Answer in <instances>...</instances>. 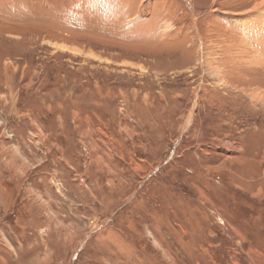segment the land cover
I'll return each instance as SVG.
<instances>
[{"label": "rangeland", "instance_id": "1", "mask_svg": "<svg viewBox=\"0 0 264 264\" xmlns=\"http://www.w3.org/2000/svg\"><path fill=\"white\" fill-rule=\"evenodd\" d=\"M258 4L0 0V264H264Z\"/></svg>", "mask_w": 264, "mask_h": 264}, {"label": "bare ground", "instance_id": "2", "mask_svg": "<svg viewBox=\"0 0 264 264\" xmlns=\"http://www.w3.org/2000/svg\"><path fill=\"white\" fill-rule=\"evenodd\" d=\"M264 1V0H263ZM264 4H258V5H256V7L254 8L255 10L257 9V8H260L261 6H263ZM262 8H264V7H262ZM258 18V17H257ZM263 37V36H262Z\"/></svg>", "mask_w": 264, "mask_h": 264}, {"label": "trees", "instance_id": "3", "mask_svg": "<svg viewBox=\"0 0 264 264\" xmlns=\"http://www.w3.org/2000/svg\"><path fill=\"white\" fill-rule=\"evenodd\" d=\"M13 205H15V204H13Z\"/></svg>", "mask_w": 264, "mask_h": 264}]
</instances>
